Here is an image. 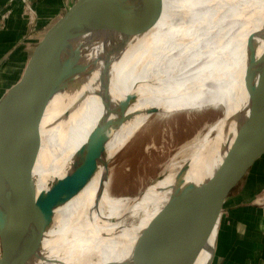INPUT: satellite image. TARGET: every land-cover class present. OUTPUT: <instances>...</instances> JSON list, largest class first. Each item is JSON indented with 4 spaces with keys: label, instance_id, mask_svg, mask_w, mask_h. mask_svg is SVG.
<instances>
[{
    "label": "bare ground",
    "instance_id": "bare-ground-1",
    "mask_svg": "<svg viewBox=\"0 0 264 264\" xmlns=\"http://www.w3.org/2000/svg\"><path fill=\"white\" fill-rule=\"evenodd\" d=\"M102 1L107 2L79 18L76 37L60 65L63 80L57 84L58 91L45 115L31 120L1 155L0 170L8 166L14 173L33 179L37 192L46 191L50 183L80 163L86 143L101 135L104 123L109 120L103 133L107 153L102 156L101 165L79 193L56 210L55 224L43 246L48 251L49 264L129 261L130 256L124 254L152 216L184 182L200 180L221 162L240 124L249 116L248 86L259 85V74L264 67V0ZM103 10L116 15L127 27L103 29L95 34L87 24L88 15ZM151 22L155 26L149 33L128 36L134 26ZM254 33L257 45L252 50L260 63L256 71H253L255 68L251 71L247 40ZM124 38L128 41L119 55H112L100 65H92ZM87 66L88 72L78 85L76 81ZM210 106L223 108L222 116L200 140L185 144L178 154L171 156L160 178L132 199L117 198L107 190L108 161L151 118L154 113L150 111L157 109V113L169 116L178 111L204 110ZM56 143L67 146L73 160H62L57 175L53 170L47 171L39 186L38 176L33 171L35 157L42 154L46 162L50 161L57 155ZM186 152L187 155L178 157ZM38 165L44 169L41 163ZM123 207L130 209L126 216L130 220L117 223L116 227L121 225L117 230L112 218L119 215ZM0 212H8L1 202ZM26 231L32 238L35 226L29 224ZM70 231L79 233L72 247L74 251L70 249L77 258L74 262L63 260L55 247ZM67 241L64 238V242ZM215 245L216 234L205 263L207 249L194 264H209ZM78 248L81 252L76 254ZM92 252L97 258L88 263L86 255Z\"/></svg>",
    "mask_w": 264,
    "mask_h": 264
},
{
    "label": "water",
    "instance_id": "water-1",
    "mask_svg": "<svg viewBox=\"0 0 264 264\" xmlns=\"http://www.w3.org/2000/svg\"><path fill=\"white\" fill-rule=\"evenodd\" d=\"M106 2L64 0L63 12L57 20L0 84V162L3 152L19 138L29 122L45 115L58 91L57 84L63 80L60 65L76 37L79 18ZM87 24L95 34L103 29L127 27V23L106 10L88 15ZM154 26V22L136 25L128 36L145 35ZM127 41V38L119 40L112 51L99 56L92 65L119 55ZM250 55L252 68L249 70L256 71L260 62L255 60L253 50ZM88 69L89 66L83 69L76 81L78 85ZM259 76L258 86H248L249 116L240 124L221 162L200 180L181 185L144 225L132 245L130 260L120 264H194L215 234L217 244L227 203L241 183L264 163V67ZM155 112L159 111L154 109L149 113ZM104 125L106 129L109 120ZM105 129L86 143L80 163L50 183L46 191L37 192L33 179L14 173V169L1 168L0 202L8 212H0V264H49L48 251L43 246L55 224L56 210L78 194L101 165V158L107 153V142L103 140ZM29 224L35 226L32 238L26 231ZM215 251L216 246L213 258Z\"/></svg>",
    "mask_w": 264,
    "mask_h": 264
},
{
    "label": "rangeland",
    "instance_id": "rangeland-1",
    "mask_svg": "<svg viewBox=\"0 0 264 264\" xmlns=\"http://www.w3.org/2000/svg\"><path fill=\"white\" fill-rule=\"evenodd\" d=\"M59 3L60 2H58L57 0L56 1L55 0L18 1V4H17L18 8L19 6L22 7L21 14L26 23V29H27L25 33L26 35H23L22 33H21L22 35L20 34L18 35L19 38L22 36L21 38L22 41L18 45L16 43H12L13 41L8 42L7 44L5 43L1 44L0 53L2 54H0L1 56L0 58V61H1L0 81L2 79L4 80L5 77L9 75V73L13 70V67L15 63L17 62V60L25 52H27L28 49L30 52L32 48L34 47V45L42 38L44 33L47 31V29L57 20L59 15L63 12V8L60 9ZM59 10H60V13L58 14V16H56ZM9 14L10 12H7L2 15V18L0 20L1 21L0 26L2 29L5 28V23L9 17ZM253 35L255 36V33L251 34L247 40L249 58H251L250 54H251L252 48L256 47L257 45V43L255 42V39L253 38L254 37ZM7 52H11V54L8 57H5L4 55ZM229 102H231V100H229ZM233 102H236V101H233ZM207 109L204 108V110L203 109L202 110H190V111H183V112L178 111V112L172 113L169 116H165L163 114H159L155 112L151 116L152 119L150 118L141 128H139L137 132L130 138V140L127 141V143L117 152L118 154L116 153L113 156L114 158L110 159L109 164H108V168L110 169V173H109L110 179H109V184L107 186L108 188L107 190L113 192V194H115L114 196L117 198L122 197V198H129V199H132L133 196L139 195L142 191H144L147 188V186H149L154 180L158 178V176L163 174L166 164L170 161L172 157L178 154V151H180L185 144L200 140L204 136V134L207 132L208 128L211 125H213V123H215V121L218 118H220V116H222L223 114V108L221 107L210 106V107H207ZM181 117L183 119H181ZM106 122H108V120ZM186 124L188 125L187 127H186ZM171 129H172V132H171ZM144 134H145V137L142 136ZM163 134L167 136L168 139L165 138ZM159 135L161 136V138ZM70 141L73 142V138H71ZM57 145H58L57 155L55 157H51L50 161L46 162V160H44V157H42V154H39L38 155L39 157H35L36 160L34 162L33 171L34 172L36 171L35 173L38 176L39 186L42 185L41 183L43 182L44 175L45 173H47V171L52 172L53 170L54 171L53 174L57 175V171L60 169L59 167H60V163L62 160H66V161L73 160L72 155L70 154V149L67 148V146L60 145V144H57ZM187 153L188 152L181 154L178 157L179 158L183 157L187 155ZM68 158L70 160H68ZM129 159L130 161L128 162ZM40 163L42 164L41 166L44 169H42L40 165H38ZM140 165L141 167H139ZM134 166H135V169H134ZM138 167L141 170H139ZM156 167L158 170L156 169ZM41 172H44V173L41 174ZM118 176H121L122 178L120 177L119 179ZM244 191L248 193L247 194L248 196H249V193L260 194L261 192H264V165L258 170H256L254 173L249 175L241 183V185L239 186V189L237 190V193L238 195H240ZM126 208L127 207H123L119 215L113 216L112 221L113 223H115L114 226L117 225V223L119 222H122V221L126 222L130 220V217L126 218V216L130 212V209L129 208L126 209ZM120 227L121 225L119 224L117 227L115 226L114 228L117 230H120ZM77 234L74 233L73 231H70L67 233L66 237H64L68 239L66 243L64 242V238L61 236L62 238L60 242L59 243L57 242L55 244V247L58 250L59 256L62 257L63 260L68 259L74 262L75 255L71 253L72 251H70V249L74 251L72 247L74 248V243H76V238H77L76 236H78ZM131 248L132 246L127 249L124 255L127 254V256L129 257ZM80 252H81V249L78 248L76 254ZM86 257L87 258L85 261L89 263L97 258V254L95 252H92L86 255ZM70 264L72 263L70 262Z\"/></svg>",
    "mask_w": 264,
    "mask_h": 264
},
{
    "label": "crops",
    "instance_id": "crops-1",
    "mask_svg": "<svg viewBox=\"0 0 264 264\" xmlns=\"http://www.w3.org/2000/svg\"><path fill=\"white\" fill-rule=\"evenodd\" d=\"M18 1L25 0H0V20L4 13L10 12L5 28L0 26V47L10 41L18 45L22 41V36L19 38L18 35H26V23L21 14L22 7L18 8ZM57 1L60 2V9L63 8L64 0ZM59 13L60 10L56 16ZM10 54L7 52L4 56ZM28 54L29 49L17 60L13 69ZM247 194L246 191L240 195L236 192L227 203L221 217L215 257L212 255L209 264H264V192ZM209 247L205 252L204 263Z\"/></svg>",
    "mask_w": 264,
    "mask_h": 264
},
{
    "label": "built area",
    "instance_id": "built-area-1",
    "mask_svg": "<svg viewBox=\"0 0 264 264\" xmlns=\"http://www.w3.org/2000/svg\"><path fill=\"white\" fill-rule=\"evenodd\" d=\"M0 251H1V247H0Z\"/></svg>",
    "mask_w": 264,
    "mask_h": 264
}]
</instances>
